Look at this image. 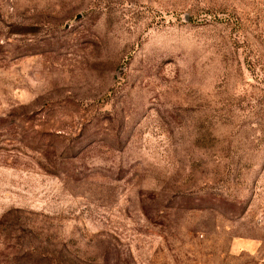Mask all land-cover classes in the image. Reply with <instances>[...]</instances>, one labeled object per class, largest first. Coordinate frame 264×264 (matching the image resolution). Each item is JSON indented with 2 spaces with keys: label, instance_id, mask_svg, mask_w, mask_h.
Returning <instances> with one entry per match:
<instances>
[{
  "label": "rangeland",
  "instance_id": "1",
  "mask_svg": "<svg viewBox=\"0 0 264 264\" xmlns=\"http://www.w3.org/2000/svg\"><path fill=\"white\" fill-rule=\"evenodd\" d=\"M0 264H264V0H0Z\"/></svg>",
  "mask_w": 264,
  "mask_h": 264
}]
</instances>
